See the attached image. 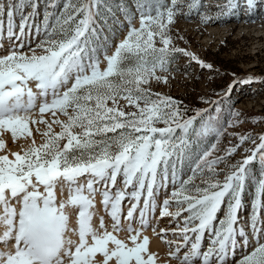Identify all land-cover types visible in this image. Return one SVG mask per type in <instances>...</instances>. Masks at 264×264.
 <instances>
[{"label":"snow or ice","instance_id":"1","mask_svg":"<svg viewBox=\"0 0 264 264\" xmlns=\"http://www.w3.org/2000/svg\"><path fill=\"white\" fill-rule=\"evenodd\" d=\"M261 2L226 0L212 16L201 12L202 0H135V12H125L127 35L111 55L101 43L98 23L111 11L106 0H64L59 11V0H47L41 24L33 23L39 0L0 3V41L6 34L10 42L7 54L0 55V131L9 130L15 140L32 136L30 123L46 125L43 143L33 140L26 150L0 154V243L6 249L0 250V264H95L97 253H102L103 264H156L149 239H141V233L158 209L157 219L175 222V239L167 243L175 245L169 255L179 264H264V172L258 178L249 172L257 157L264 165V135L259 143L240 135L239 144L210 159L224 134L222 101L213 102L216 115L200 110L183 119L176 100L145 87L153 78L168 82V76L157 72H168L177 53L202 68H213L175 46L171 31L178 16H191L195 10L207 24L241 10L251 16ZM136 15L139 27L133 24ZM121 100L135 111H125ZM37 108L39 120L30 115ZM45 113H51V122ZM161 121L165 127L156 126ZM234 123L227 121L229 127ZM212 137L216 143L209 146ZM247 141L255 145L245 149L251 154L232 164L223 180L217 179L216 166ZM193 145L199 148L195 154ZM4 148L0 139V150ZM185 160L193 165L187 179L181 175ZM58 186H66L69 193L59 203ZM162 190L165 198L158 204ZM97 192L111 217V230L103 217L99 228L93 227ZM126 200L130 206L124 215ZM67 206L79 208L78 242L66 237ZM173 206L175 211H170ZM245 213L247 219L242 218ZM134 223L140 227L134 228ZM120 231L129 233L130 243L118 238ZM161 233L167 235L163 229ZM250 246V252L235 259L238 248Z\"/></svg>","mask_w":264,"mask_h":264},{"label":"rangeland","instance_id":"2","mask_svg":"<svg viewBox=\"0 0 264 264\" xmlns=\"http://www.w3.org/2000/svg\"><path fill=\"white\" fill-rule=\"evenodd\" d=\"M12 2L14 0H0V3H5V5ZM63 2L64 0H59L57 11L62 8ZM106 2L111 11L106 12L104 17L98 20V23L102 29L100 34L101 43L107 48V54L111 55L115 51L116 45L127 35L129 24L125 12H135V0H106ZM46 3L47 0H39L38 15L34 18V24H41ZM225 3L226 0H202L201 12L214 16L218 11L217 6ZM120 9L125 11H120ZM27 11H31V9ZM182 11H187L186 7ZM14 20L17 25L15 31L19 34V12L16 13ZM220 21L227 23L224 32L220 35L209 36V28L207 27ZM133 24L139 27L138 15L133 19ZM171 34L174 37L176 47L194 53L200 60L212 64L213 68L212 70L202 68L200 64L190 60L189 57L177 53L168 72H157V75L168 76V82H158L153 78L145 87L150 88L153 93L170 96L176 100L183 119L196 115L197 111L200 110H208L216 115L214 111L216 105L213 102L222 101L219 118L225 123L224 134L220 137L217 148L209 157L210 159L216 156H224L229 147L239 144L240 135H249L259 143L258 137L264 135V0L258 4L251 16L247 14L246 10H241L238 15L230 18L222 17L218 21L207 24L201 21L195 10L191 16L180 15L172 25ZM178 37H183V39ZM31 39L32 46L35 47L34 28ZM7 46L10 47V45ZM98 56L101 61L100 67L103 69L106 67L103 49L98 52ZM120 104L124 106L125 111H135L133 106L126 105V101L121 100ZM237 112L239 113L238 117L231 114ZM30 115L35 120L40 119L38 108ZM206 115L207 113H205ZM44 118L49 122L53 119L51 113H45ZM59 118L61 120L66 119L63 115H59ZM229 119L235 122L233 126L229 127L227 125ZM198 121L199 118H197ZM156 126L165 127L166 125L161 121ZM29 128L32 132L31 137L18 136L14 140L9 130H2L0 131V139L14 143L16 146L15 152L28 149L33 140L37 145L43 143L42 133L46 130V125L30 123ZM37 128H39V131H37ZM53 130L58 132L60 128L53 125ZM207 143L209 146L211 143H216L215 137H212ZM254 147L255 145L251 141L241 145L235 153L216 166L219 173L216 178L223 180L224 176L230 171L232 164L251 154L250 151L245 152V149L251 150ZM6 148L5 146V149L0 150V154H7ZM197 151H199V148L193 145L192 154ZM10 158L12 157L10 156ZM192 166L188 160L184 161L181 172L184 179L191 175L190 169ZM249 172L253 178H258L260 173L264 172V165L260 163L258 157L249 166ZM195 182L199 183L200 177H197ZM254 182L255 179L250 182L245 198L246 204H249L251 200L252 184ZM167 191H171V186ZM164 193V190H162L160 197ZM170 211H175V207L170 208ZM122 212L125 214L124 210ZM242 218L247 219L246 213L242 215ZM163 220L170 221L171 218L167 219L165 217ZM251 245L254 246L255 241H251ZM252 246L248 248L241 247L242 249H239V251L242 254L237 260L245 253L250 252ZM183 250L185 251V249ZM101 259L97 260L98 264H103V255ZM97 261H95V264H97ZM156 264L160 263L156 261Z\"/></svg>","mask_w":264,"mask_h":264},{"label":"bare ground","instance_id":"3","mask_svg":"<svg viewBox=\"0 0 264 264\" xmlns=\"http://www.w3.org/2000/svg\"><path fill=\"white\" fill-rule=\"evenodd\" d=\"M226 26H227V23H225L224 21H220L214 25H209L207 27V28H209V34L208 35L209 36L220 35L224 32V28ZM244 27H246V26H244ZM25 40H27V39L25 38ZM27 42H28V40L25 41V43H27ZM0 44H3V46L10 45V42H9L6 34H5L4 39L2 41H0ZM9 48L10 47H8L4 51L1 50L2 48H0V50H1L0 55L7 54V52L10 50ZM30 86L33 88L34 91L36 90L33 83L30 84ZM4 142H5V146L7 147L6 148V150L8 152L7 154H9V152H13V151L15 152L16 146L14 145V143L6 142L5 139H4ZM84 182H85L84 180H81V183H84ZM40 188H41V190H44L43 186H41ZM68 195H69V193H68V189L66 186L63 187V189H61L60 186H58L56 188V198H57L58 203L60 201L67 200ZM164 198H165V193L163 194V196L159 197L158 204L162 203V200ZM94 199H95V207L92 210L94 212V215L92 218L93 227L99 228L100 218L103 217L105 227L108 228V230H111L112 220H111V217L107 214V212L104 209V206L102 204L101 195H99L97 193L95 195ZM13 203H15V201H13ZM129 206L130 205L128 204V202H127V204H122V211L124 210V212L125 211L127 212V207H129ZM65 211H66L67 215L69 216V229H70V231H68L66 233V237L70 238L73 241L78 242L79 235H78V222H77V220H78L79 208L73 207V206H67ZM157 217H159V209L155 213V216L152 218L150 226L147 228H144L142 230L141 239L143 238V236L148 237V239H149V245H148L149 251L156 254V261H158L160 264H179V262L177 260L173 259L169 255V253L174 250L175 245L170 246L167 243V241L175 239L171 235V229L175 227V222H170L171 220L170 221H168V220L164 221L163 218L157 219ZM167 219H170V218L167 217ZM122 223H124L126 226V222L123 220V218H122ZM133 227L139 228L140 226L138 223H134ZM153 228H155V231H153ZM162 229L165 230V232H167L166 236H163V234L161 233ZM2 230L3 229L0 228V232H2ZM116 235H118V238L126 240L127 242L130 243V241H128L129 233L127 231H120L119 233H116ZM239 249H242V248H238L236 256H235L236 260L242 254V252L239 251ZM0 250H6L5 246L2 243H0ZM183 251L184 250L182 249L181 254L183 253ZM101 258H102V253H97L94 260L97 261V260H100ZM109 263L114 264V261H110ZM97 264H98V261H97Z\"/></svg>","mask_w":264,"mask_h":264}]
</instances>
